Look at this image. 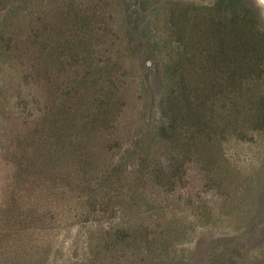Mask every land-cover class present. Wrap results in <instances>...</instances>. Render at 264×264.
<instances>
[{
	"label": "rangeland",
	"instance_id": "1",
	"mask_svg": "<svg viewBox=\"0 0 264 264\" xmlns=\"http://www.w3.org/2000/svg\"><path fill=\"white\" fill-rule=\"evenodd\" d=\"M55 1L0 0L2 258L5 251H13L16 237L21 249L24 241L45 247L27 264H94V256L104 264H138L142 256L136 250L127 251L130 257L122 262H113L114 251L106 249L100 234L115 223H142L149 226L150 238L163 233L172 239L152 242L153 248L145 240L140 243V255L152 251L153 263L264 264V131L246 130L249 136L241 139L230 127L223 139L188 157L159 130L171 119V65L181 50L169 31L172 6H212L216 0H109L107 15H112L114 34L98 49L105 63L121 67L117 84L124 105L115 123L122 147L114 162H123L128 177L106 213L93 212L83 202L87 198L82 191L72 190L68 181L41 179L28 170L31 161L26 157L37 149L29 143L28 152L23 142L42 127L45 107L60 99L63 82L70 81L61 77L65 71L61 73L59 65L52 70L51 90L27 76L33 48L25 41L56 12ZM252 2L264 20V0ZM24 48L29 49L25 56ZM255 86L264 92V77ZM226 111H232L231 104ZM142 158L152 167V199L135 185ZM64 191L71 199L66 200ZM27 207L34 213L28 215ZM30 220L32 226L56 229L47 236L46 231L21 230ZM90 235L93 247L87 245Z\"/></svg>",
	"mask_w": 264,
	"mask_h": 264
},
{
	"label": "trees",
	"instance_id": "2",
	"mask_svg": "<svg viewBox=\"0 0 264 264\" xmlns=\"http://www.w3.org/2000/svg\"><path fill=\"white\" fill-rule=\"evenodd\" d=\"M109 6V0H56L49 21L27 37L25 44L33 48L28 78L51 90L52 70L59 65L61 73L65 71L61 77L70 81L63 82L60 99L45 107L42 127L23 142L26 151L29 143L37 149L26 157L30 172L41 179H60L62 184L68 181L72 190L82 191L87 198L83 202L93 212L105 213L115 205L128 177L123 162H114L122 147L115 123L124 105L117 84L121 67L117 62L105 63L98 49L114 34ZM168 23L181 50L171 65V119L159 127L160 134L189 157L223 139L230 127L241 139L249 136L246 130L264 131V92L255 86L264 77V20L252 0H216L212 6L200 7L173 4ZM125 24L130 26L129 18ZM23 50V56L29 54V49ZM73 67L77 68L74 74L69 72ZM243 98L245 103L239 105ZM227 102L231 112L226 111ZM141 163L135 185L142 187V193H151V198L152 167L144 158ZM64 193L66 200L71 199V193ZM27 208L28 215L34 213ZM27 222L21 227L25 232L46 231L47 236L51 233L47 231L56 229ZM127 224L115 223L100 234L106 249L114 251L113 262H122L130 257L127 251L136 250L142 256L140 264H152L154 253L140 255V243L145 240L153 248L152 242L172 240L163 233L150 238L149 226L142 223ZM86 240L93 247V236ZM19 241L15 237L16 246L3 253L4 259L0 253V264L32 263L45 248L24 241L21 249ZM92 258L94 264H104L100 257Z\"/></svg>",
	"mask_w": 264,
	"mask_h": 264
}]
</instances>
